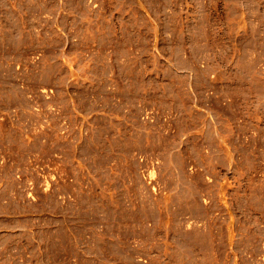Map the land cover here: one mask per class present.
<instances>
[{
  "label": "rangeland",
  "instance_id": "rangeland-1",
  "mask_svg": "<svg viewBox=\"0 0 264 264\" xmlns=\"http://www.w3.org/2000/svg\"><path fill=\"white\" fill-rule=\"evenodd\" d=\"M1 26L0 110L59 113L0 125V264H264V0H0Z\"/></svg>",
  "mask_w": 264,
  "mask_h": 264
},
{
  "label": "built area",
  "instance_id": "built-area-1",
  "mask_svg": "<svg viewBox=\"0 0 264 264\" xmlns=\"http://www.w3.org/2000/svg\"><path fill=\"white\" fill-rule=\"evenodd\" d=\"M66 65L70 68L72 65L71 63H66ZM20 65L17 63L16 67H19ZM71 80V77H69L68 81ZM20 84L22 82L20 81ZM39 98H41L42 101H39L37 98L34 97L32 93H27L26 97L28 99L27 103L24 104H18L14 105L10 109H3L0 110V125L1 124H10L15 129L20 130L24 137L27 138L28 140H31L34 135L33 133H43L42 136V141H45V134L51 130H53V124L50 122V119H43V120H38V119H32V122L29 123V119L22 120L19 118L20 114H26L29 112L35 113V115H41V116H46V114L51 113H59V105L58 103H55V88L54 87H41L38 90ZM61 133L65 132V129H60ZM81 134H85L86 128L82 127L80 130ZM65 136L68 135V133L63 134ZM70 139L72 138L71 136H67ZM34 157V156H33ZM3 161V157L0 154V163ZM30 168L33 170H36L37 175H39L40 179L39 181L35 182L33 179H26L27 182V194H34V188L35 186H38L41 188L43 191H48L51 190L53 187L54 182L56 181V176L49 175L46 173V169H49V162L45 163H38L35 161V159H30ZM152 168H148V166H145L143 168L144 171V176L145 177H150L149 172L151 171ZM19 176V174H17ZM69 180H73L72 177L69 178Z\"/></svg>",
  "mask_w": 264,
  "mask_h": 264
},
{
  "label": "crops",
  "instance_id": "crops-1",
  "mask_svg": "<svg viewBox=\"0 0 264 264\" xmlns=\"http://www.w3.org/2000/svg\"><path fill=\"white\" fill-rule=\"evenodd\" d=\"M0 33L4 34L5 36H8V35H12L13 34V32L10 31V29L8 27H3V26L0 27ZM15 34H16V36L19 35L18 29H17V33H15ZM63 43H65V40H64ZM144 66H147L148 67V64L145 63ZM134 72H137V71L134 70Z\"/></svg>",
  "mask_w": 264,
  "mask_h": 264
}]
</instances>
